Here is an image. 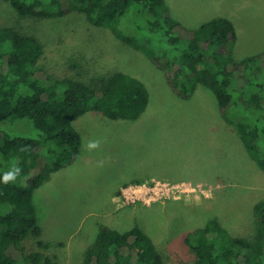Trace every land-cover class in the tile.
Instances as JSON below:
<instances>
[{
  "label": "rangeland",
  "instance_id": "374dc122",
  "mask_svg": "<svg viewBox=\"0 0 264 264\" xmlns=\"http://www.w3.org/2000/svg\"><path fill=\"white\" fill-rule=\"evenodd\" d=\"M164 2L186 27L216 15L230 19L235 59L264 52V0ZM0 25L38 38L42 62L56 76L96 82L124 71L141 80L148 94L138 119L112 120L90 111L75 122L82 138L79 154L34 192L41 233L26 238L24 246L39 250V240L51 242L42 250L59 264H81L98 225L118 230L138 225L163 254L164 264H191L185 237L210 217L233 235L252 236L253 206L264 197V172L233 124L221 117L208 88L199 85L188 98L180 96L142 51L79 13L41 19L20 15L0 0ZM10 120L5 122L13 132L38 134L25 119ZM151 188L157 191L154 198ZM133 191L139 199L130 198Z\"/></svg>",
  "mask_w": 264,
  "mask_h": 264
},
{
  "label": "trees",
  "instance_id": "16d2710c",
  "mask_svg": "<svg viewBox=\"0 0 264 264\" xmlns=\"http://www.w3.org/2000/svg\"><path fill=\"white\" fill-rule=\"evenodd\" d=\"M6 1L23 16L81 14L142 51L182 97L191 96L199 85L208 88L221 117L233 124L264 172V52L235 59L230 19L216 15L186 27L171 16L164 0ZM43 55L38 38L0 25V264H59L42 250L51 242L39 240V250L23 245L41 233L34 192L76 160L82 138L75 122L82 115L95 111L112 120H135L148 103L143 82L127 72L96 82L59 77L48 71ZM8 119H25L38 134H17L8 128ZM16 169L18 181L5 182L4 175ZM253 219L255 229L247 237L233 235L217 218H208L185 237L191 264H264V197L254 204ZM81 264H164V257L138 225L118 230L100 224Z\"/></svg>",
  "mask_w": 264,
  "mask_h": 264
},
{
  "label": "built area",
  "instance_id": "2783aa9c",
  "mask_svg": "<svg viewBox=\"0 0 264 264\" xmlns=\"http://www.w3.org/2000/svg\"><path fill=\"white\" fill-rule=\"evenodd\" d=\"M172 187H174V186H172ZM149 191H151V192H150V193H151L150 198H151V197L154 198V197L157 195V193H156L157 191H156V190L154 191V188H151V190H149ZM130 198H131V199H133V198H137V199H139L140 196L137 195V192H136V191H133V192H130ZM148 198H149V196H148ZM150 198H149V199H150Z\"/></svg>",
  "mask_w": 264,
  "mask_h": 264
},
{
  "label": "clouds",
  "instance_id": "9594fccd",
  "mask_svg": "<svg viewBox=\"0 0 264 264\" xmlns=\"http://www.w3.org/2000/svg\"><path fill=\"white\" fill-rule=\"evenodd\" d=\"M18 171H19V169H16L15 172H9V173H6V174L4 175V178H3L4 181H5V182H8V181L14 179V178H15V175H16V172H18Z\"/></svg>",
  "mask_w": 264,
  "mask_h": 264
}]
</instances>
